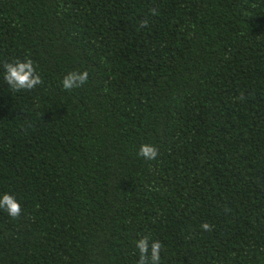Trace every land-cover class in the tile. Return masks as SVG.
I'll use <instances>...</instances> for the list:
<instances>
[{
  "label": "trees",
  "instance_id": "16d2710c",
  "mask_svg": "<svg viewBox=\"0 0 264 264\" xmlns=\"http://www.w3.org/2000/svg\"><path fill=\"white\" fill-rule=\"evenodd\" d=\"M5 193L0 264H264V0H0Z\"/></svg>",
  "mask_w": 264,
  "mask_h": 264
},
{
  "label": "clouds",
  "instance_id": "9594fccd",
  "mask_svg": "<svg viewBox=\"0 0 264 264\" xmlns=\"http://www.w3.org/2000/svg\"><path fill=\"white\" fill-rule=\"evenodd\" d=\"M153 15L157 14L155 8L151 10ZM147 27V21L140 22V28ZM4 80L10 86L12 91H31L43 83L37 67L30 58L25 60H16L15 62H5ZM89 79V73L71 71L65 75L61 81L62 88L65 91H72L83 87ZM137 155L145 160H156L159 155L157 147L151 144H142ZM0 210L5 211L12 219H18L22 213L20 203L16 198L8 193L0 197ZM201 228L204 231H211L212 225L203 223ZM135 247L138 251L137 264H161V251L163 248L159 240L150 242L149 237L145 236L135 241Z\"/></svg>",
  "mask_w": 264,
  "mask_h": 264
}]
</instances>
